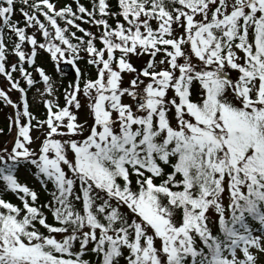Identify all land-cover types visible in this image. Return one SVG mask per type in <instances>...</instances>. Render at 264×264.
<instances>
[{"label": "snow or ice", "instance_id": "1", "mask_svg": "<svg viewBox=\"0 0 264 264\" xmlns=\"http://www.w3.org/2000/svg\"><path fill=\"white\" fill-rule=\"evenodd\" d=\"M75 5L0 0V264H264V0Z\"/></svg>", "mask_w": 264, "mask_h": 264}, {"label": "trees", "instance_id": "2", "mask_svg": "<svg viewBox=\"0 0 264 264\" xmlns=\"http://www.w3.org/2000/svg\"><path fill=\"white\" fill-rule=\"evenodd\" d=\"M54 2L59 6V7H62L64 6L65 4H71L73 6V8L75 9L76 5H75V0H54ZM80 2L82 4H84L86 7H90L91 6V0H80ZM111 3H115V0H110ZM16 18H19V13L17 12L16 13V16L14 17V19ZM42 18V17H41ZM111 22V21H110ZM77 23H81L82 27L92 31V32H98L97 28L90 25V24H87V23H83L82 21H77ZM61 24H63V22H61ZM73 31H75V29H72ZM77 35H82L81 33L77 32ZM37 36L39 38V33H37ZM97 44L99 46V42L97 41ZM82 56H86L85 53H81ZM40 56L42 57L41 60L39 58L38 60V63L42 64L43 67H47V70L49 69L50 71V75L51 73L54 74L55 76H58L60 75L56 70H55V67L54 65L52 64V62L49 60L48 58V54L45 53V52H41L40 53ZM12 59H15L14 56L12 55H9L8 57V61H9V64H11V60ZM80 64V67L83 68L86 72L88 73H91L93 76L95 75V68L93 66H90V65H87L86 64V60H81L79 62ZM139 66V65H137ZM46 69V68H45ZM15 77H18L19 74L18 73H14L13 74ZM2 76V75H0ZM4 77V76H3ZM62 77L61 79L66 82L68 80H72L73 79V76L72 75H69V74H66L65 76H61ZM4 82H6V84L8 85V82L7 80L5 79L4 77ZM23 83V82H22ZM61 86H60V98L62 99V95H61ZM19 94V92H18ZM6 106L3 104V102H0V129H4V131L2 133H5L7 131V125H8V118H7V113H6ZM11 111H13L11 109ZM20 179L23 181V182H27L30 186L36 188L39 193H40V200L41 202L45 201L46 198H47V194L40 188V185L39 183L34 179V178H31V177H25L24 175L20 177ZM5 199H8V200H11L13 203H20L14 195L12 194H8L7 196H5ZM49 222H52L51 220V216H49ZM43 230V229H42Z\"/></svg>", "mask_w": 264, "mask_h": 264}, {"label": "rangeland", "instance_id": "3", "mask_svg": "<svg viewBox=\"0 0 264 264\" xmlns=\"http://www.w3.org/2000/svg\"><path fill=\"white\" fill-rule=\"evenodd\" d=\"M56 5H57V4H56ZM57 7L59 8L58 5H57ZM39 58H40V60H41V58H42V57L40 56V54H39V56H38V60H39ZM15 59H16V58H15ZM15 59H12L10 63L14 62ZM144 59H146V57H144V58H140V59H136V58H134V63H136V65H140V64L143 63V60H144ZM45 68H46V71L48 72V74H50L49 69L47 70V67H46V66H45ZM58 73H59V72H58ZM59 74H60V73H59ZM34 75H36V74L34 73ZM51 75L53 76V79H54V81H55V87H56V89H57V96L60 97V86L62 87L61 90H62V92H63V88H64V87H67L68 81H70V80L64 82V81L61 79L62 77H60V75L55 76V75L52 74V73H51ZM72 76H73V75H72ZM25 87H26V85H25ZM0 88H4L5 90L8 89V85L6 84V82H4V77H3V76H0ZM36 88H40L41 90H43V85H42V83L36 85ZM36 88H33V89L29 90V93H28V95H29V102H30V105H31V111H32V112H33L38 118H40V119H44L46 109L44 108V105H43V103L41 102V97H40V95L37 93ZM62 92H61V93H62ZM9 95H10V97L13 99V101H18L19 96H20V94H18V92L15 91V90L10 91V92H9ZM81 100H82V102H83V97H81ZM60 103L63 104V97H62V99L60 98ZM3 104H4V103H3ZM4 105H5V104H4ZM5 106H6L5 108H6L7 118H8L9 116H11V115L14 114V110H13V108L10 107V106H7V105H5ZM11 109H12L13 111H11ZM80 115H81V118L83 119V118L85 117V115H86V110H81ZM8 124H9V120H8ZM14 135H15V129H13L12 133H9V132H8V125H7V131H6L5 133H0V146H4L5 144H9V145H10V142L12 141ZM36 135H39V133L34 131V132H33V136H36ZM33 147H35V145H33ZM21 176H23V174H22ZM58 238H59V237H58Z\"/></svg>", "mask_w": 264, "mask_h": 264}, {"label": "water", "instance_id": "4", "mask_svg": "<svg viewBox=\"0 0 264 264\" xmlns=\"http://www.w3.org/2000/svg\"><path fill=\"white\" fill-rule=\"evenodd\" d=\"M61 67L64 69V71L66 73H72V71L70 70L69 66L65 65V64H62Z\"/></svg>", "mask_w": 264, "mask_h": 264}]
</instances>
